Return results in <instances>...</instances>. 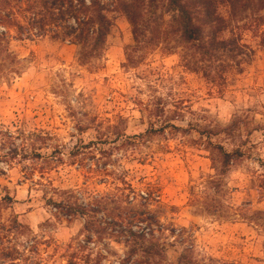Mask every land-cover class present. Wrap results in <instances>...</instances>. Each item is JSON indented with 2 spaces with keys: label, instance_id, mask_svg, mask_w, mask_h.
Instances as JSON below:
<instances>
[{
  "label": "rangeland",
  "instance_id": "374dc122",
  "mask_svg": "<svg viewBox=\"0 0 264 264\" xmlns=\"http://www.w3.org/2000/svg\"><path fill=\"white\" fill-rule=\"evenodd\" d=\"M101 1L96 56L0 26V264H119L143 217L151 264H264V8L228 19L240 55L210 57L164 0L137 38Z\"/></svg>",
  "mask_w": 264,
  "mask_h": 264
},
{
  "label": "trees",
  "instance_id": "16d2710c",
  "mask_svg": "<svg viewBox=\"0 0 264 264\" xmlns=\"http://www.w3.org/2000/svg\"><path fill=\"white\" fill-rule=\"evenodd\" d=\"M160 1L113 0V4L126 16L132 34L137 38L148 16L156 14ZM162 6L163 15L169 17L170 32L179 34L182 41L195 45L202 54L211 57L218 53H242L243 47L237 37L227 38L222 34L229 20L247 10L264 8V0H164ZM221 8H226L227 17L221 13ZM105 11L101 0H0V26L14 27L16 33L25 39L48 36L68 41L80 47V58H86L96 56L103 48L111 27ZM205 27L209 30L208 35H205ZM260 46L264 47V32ZM222 155L223 167L226 168L233 159L241 158L243 153L239 150L231 153L222 151ZM140 197L147 201L149 194ZM149 220L148 217L139 219L137 224L143 221L147 223L145 227L138 225L137 231L132 225L127 227V240L123 243L131 250L119 264H151L149 257L161 253ZM138 250L147 256L132 259ZM187 255L182 253L176 264H202Z\"/></svg>",
  "mask_w": 264,
  "mask_h": 264
}]
</instances>
